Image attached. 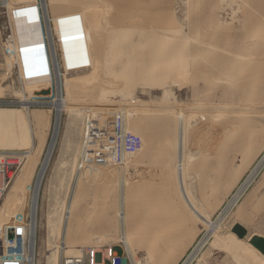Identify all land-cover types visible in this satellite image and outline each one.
<instances>
[{
	"label": "rangeland",
	"instance_id": "rangeland-1",
	"mask_svg": "<svg viewBox=\"0 0 264 264\" xmlns=\"http://www.w3.org/2000/svg\"><path fill=\"white\" fill-rule=\"evenodd\" d=\"M67 1L52 0L57 29L54 22L50 28L52 43L58 35L60 95L74 107L60 110L56 130L58 90L40 0L31 7V19V8L22 0L9 1L14 9H0V25L8 24L13 34L10 46L0 38V110H22L16 137L30 145L0 147L3 156H23L2 186L0 257L6 230L23 222L31 232V195L55 137L36 202L35 243L28 255L33 252L34 264H43L45 254L55 249L61 228L56 214L70 197L74 217L66 243L75 248L69 254L94 247L100 258L111 249L127 259L116 217L122 172L132 183L124 193L136 229L130 263L181 264L204 242L190 264H264V256L249 243L252 235L264 237V0H89L80 9ZM148 7L162 11L164 22L144 16L141 8ZM73 12L83 15L89 29ZM142 29L169 35L172 42H164L167 53L160 60L153 58L157 47L140 37ZM69 62L78 70L67 71ZM111 77L118 82L110 87ZM25 101L30 102L26 110L20 107ZM179 112L188 121L180 130ZM89 113L94 118L88 126ZM119 113L124 131L142 140L137 153L124 155L123 171L114 152L104 154L101 147L114 137ZM179 163L187 197L209 226L183 200ZM76 173L80 181L74 187ZM8 200L12 207H5ZM229 200L234 206L221 215ZM48 217L53 232L44 226ZM212 223L219 233L211 230ZM235 223L247 230L237 242L228 235ZM216 236L226 239L228 249L210 248Z\"/></svg>",
	"mask_w": 264,
	"mask_h": 264
},
{
	"label": "bare ground",
	"instance_id": "bare-ground-1",
	"mask_svg": "<svg viewBox=\"0 0 264 264\" xmlns=\"http://www.w3.org/2000/svg\"><path fill=\"white\" fill-rule=\"evenodd\" d=\"M22 1H24L25 3H28V5H29V7L31 8L32 6L34 7V8H36L37 7V5H39V4H36V0H22ZM58 4L59 3H61V0H55ZM69 2H70V4H74V5H76L77 6V8L78 9H80L81 8V5H83V4H85V3H89V0H68ZM67 1V2H68ZM120 2L122 1V0H119ZM119 2V3H120ZM52 0H40V6H41V9H42V11H43V13H44V17H45V29H46V32L48 33V35H47V37H48V45H49V48H50V50H51V55L53 56L52 58H53V61H54V68H55V78H56V84H57V90H58V94H57V98L56 99H54V102H53V106H55L56 107V110H57V117H56V121H55V129L54 130H56L57 129V127H58V122H59V112H60V110L61 109H63V108H71L72 109V107H74V105H69L68 104V102L66 101V99H64V98H62L61 97V95H60V78H59V74H58V67H57V64H56V54L55 53H57L56 52V47H55V45H56V41L58 42V35L56 34V36H54V40H55V43H52V41H51V33H52V30H51V28H50V22H54V25L56 26V22H55V18H54V15H53V11H52ZM55 6V5H54ZM154 7V6H153ZM153 7H148V8H141V10H143L144 12H143V15L144 16H148L149 17V15H155V17H156V19L157 20H160L161 22H162V20H164V18H165V15L162 13V11H154L153 10ZM34 8H31V9H29V8H27V10H29L30 12H31V14H32V10L34 9ZM8 9H14V7H13V5L11 4V3H8L7 4V10ZM18 9V8H17ZM17 9H15L16 10V12L18 11H20V10H17ZM22 10L23 9H25V8H21ZM49 10V11H48ZM159 10V9H158ZM95 11H96V9H95ZM94 11V12H95ZM8 12V11H7ZM153 12V13H152ZM25 13H28V12H25ZM74 13V12H73ZM90 13H91V11H90ZM97 13V12H96ZM152 13V14H151ZM11 16V15H10ZM9 16V17H10ZM31 16H33V14L32 15H28L27 16V19H31ZM83 16V15H82ZM81 15H78L77 13H74V17H75V19L77 20V22L80 24V23H82L83 25H85V20L83 21V17H82ZM34 17V16H33ZM96 18V17H95ZM44 19V18H43ZM162 19V20H161ZM38 21V20H37ZM169 21H170V18H169ZM46 22H48L49 23V25L47 24L46 25ZM164 22V21H163ZM162 22V23H163ZM91 24H92V22H91ZM170 24H171V21H170ZM147 25V24H146ZM148 25H149V23H148ZM86 26V25H85ZM87 27V26H86ZM158 27H160V26H158ZM88 29H89V27H87ZM146 28V27H145ZM53 29V28H52ZM56 29H57V26H56ZM91 29V28H90ZM94 29L95 30H97L98 29V27H94ZM149 30V29H148ZM170 30V29H169ZM174 30V29H173ZM152 31H153V29H152ZM152 31L151 32H149V31H147V30H145V29H142L141 30V32H140V37L141 38H144V40L147 42H151L152 44H154L156 47H157V49L156 50H153L152 52H153V58L154 57H157V59L159 58V60L161 59V56H160V54L163 52V51H165L166 53H167V50H163L164 49V47H166V43L168 42H172V41H170L171 39L169 38V35H165V34H156V33H152ZM155 31V30H154ZM153 31V32H154ZM171 31V30H170ZM157 32V31H156ZM57 33V32H56ZM162 33V32H161ZM157 36H158V38H157ZM157 40V41H156ZM164 42H166L165 44H164ZM59 43V42H58ZM57 51H58V49H57ZM16 56V55H15ZM73 56V55H72ZM75 56V55H74ZM149 58H151V53H149ZM76 57V56H75ZM74 58V57H73ZM72 58V59H73ZM69 59V58H68ZM75 60V59H74ZM75 64V63H74ZM74 64L73 63H68V65H66V64H64V66L67 68V71H69V69H72V71H73V69H77L75 66H74ZM17 65V64H16ZM143 65L145 66V61H144V63H143ZM142 65V63H139V66H140V68H141V70H140V72H142V70H143V68H144V66ZM62 66V65H61ZM63 66V67H64ZM60 70V69H59ZM75 70L73 71V72H75ZM78 70V69H77ZM106 70V69H105ZM71 71V70H70ZM79 73V72H78ZM77 73V74H78ZM67 74H68V72H67ZM62 75H64V74H62ZM79 75H81V74H79ZM65 76V75H64ZM68 77V76H67ZM78 77V76H77ZM81 77V76H80ZM79 77V78H80ZM119 78H123V77H120V76H118ZM78 78V79H79ZM145 78V77H144ZM64 79H65V77H64ZM77 79V78H76ZM112 81L110 82V87L111 86H114V85H116L115 83H117L118 81H116L117 79L116 78H114V77H111L110 78ZM22 80V79H21ZM71 80H73V79H71ZM142 80H145V79H142ZM64 83H66V82H64ZM67 84V83H66ZM99 84V83H98ZM118 85V84H117ZM119 85H120V83H119ZM98 86V85H97ZM97 86H96V88H97ZM119 89V91L121 90L120 88H118ZM110 90V89H109ZM111 91V90H110ZM121 92V91H120ZM86 93L87 92H85V95H86ZM91 93V92H90ZM89 94V93H88ZM87 94V95H88ZM121 94V93H120ZM83 95V94H82ZM89 95H91V94H89ZM121 96V95H120ZM92 99V98H91ZM87 100V99H86ZM28 101H30L29 99H28ZM24 104V102H21V104H20V107L21 108H23L24 110H26V109H28V106L30 105V102H27V101H25V104L26 105H23ZM28 105V106H27ZM87 105V104H86ZM129 106V105H128ZM54 107V108H55ZM84 107H86V106H84ZM111 107V106H110ZM115 107V106H114ZM133 107V106H132ZM136 107V106H135ZM78 107H76V109H77ZM81 108V107H80ZM89 108V107H88ZM95 108V107H94ZM74 109V108H73ZM122 109V108H121ZM70 110V109H69ZM86 110H87V108H86ZM110 111H112V110H110ZM124 111V110H123ZM87 112V111H86ZM122 113H124V112H122ZM87 117V116H86ZM94 118V115L93 114H88V117H87V125L89 126L90 125V121L89 120H91V118ZM124 116H123V114H121V113H119V118H120V121H122V123L123 124H121V126H122V129L124 130V127H125V124H124V118H123ZM23 119H24V115H23V113H22V110L20 109V108H18V109H13V110H10V109H7V110H4V111H1L0 110V147L1 148H4V147H9L10 148V146H16V147H18V148H23V147H26V145H28L27 144V139L25 140V138H18V137H16V133L19 131V130H17L16 129V124L17 123H22V121H23ZM98 119V118H97ZM177 121H178V125H179V130H180V128H182V126L184 125V123L185 122H188V121H184L185 120V118H184V115H183V113H181V112H179L178 113V117H177ZM93 120V119H92ZM20 121V122H19ZM94 121V120H93ZM97 121V120H96ZM99 121V120H98ZM111 121V120H110ZM112 121H114V119H112ZM92 122V121H91ZM98 123V122H97ZM99 124V123H98ZM108 124V123H107ZM24 126V125H23ZM97 126V125H96ZM131 126H132V124H131ZM20 128V127H19ZM107 128V127H106ZM113 128V127H112ZM22 129V128H21ZM126 129V128H125ZM110 130V129H109ZM31 131V130H30ZM127 131V130H126ZM129 131V130H128ZM178 131V130H177ZM55 132V131H54ZM124 133V132H123ZM135 133L136 132H134V133H132V134H134L135 135ZM138 133V132H137ZM180 133H181V131H180ZM87 137H89V131H87ZM113 134V133H112ZM23 135H25V137H27L26 135H27V132L24 130L23 131ZM137 135V134H136ZM54 136H55V134H54ZM112 136V135H111ZM138 136V135H137ZM177 136H178V133H177ZM21 137V136H20ZM109 137H110V135H109ZM85 140H87V138L85 139ZM178 140V139H177ZM54 141H55V137H53V140H52V143H51V146H50V148H48L49 150H48V152H47V155H46V157H45V159H44V162H43V164H42V167H41V170H40V173H39V175H38V177H37V179H36V183H35V186H34V189H33V193H32V195H31V203H32V212H31V235H30V250L32 249L31 248V246H32V244L33 243H35L34 242V228H35V226H36V202H37V198H38V193H39V189H40V186H41V182H42V179H43V175H44V169H45V166H46V164L48 163V160H49V158L51 157V154H52V149H53V144H54ZM29 143V142H28ZM177 143H178V149H179V154H177L178 155V162H182V153L180 152L181 151V146H183L182 145V139H180V137H179V141H177ZM86 144V143H85ZM30 145H28V147H29ZM85 147V146H84ZM83 147V148H84ZM28 149V148H27ZM177 149V150H178ZM82 150V149H81ZM84 152H85V148H84V151H83V153L81 154V159L84 157ZM88 153V152H87ZM137 153V152H136ZM13 154V153H12ZM22 154V153H21ZM20 154V155H21ZM24 154H26L25 152H24ZM3 156L4 154H3V152H0V156ZM18 155V154H17ZM10 156H12L11 158H15V159H11L9 162H8V167H9V170L10 171H14L17 167H19V164L21 163V160H22V158H23V156H13V155H10ZM86 156H87V154H86ZM82 161V160H81ZM125 161H126V158L124 157V154L122 155V158L119 160V165L121 166V169H122V171H123V169H125V166H126V163H125ZM179 163V165H175L176 167H178V169H177V177H178V181H179V188H180V192H181V195H182V197H183V200H184V202H185V204H186V206L187 207H189L190 208V210L192 211V213L194 214V215H196V217H198V218H202L207 224H208V226H209V222L210 221H208V219H206V218H204L203 217V215H202V213H201V211L198 209V207H196V205H194L189 199H188V195L186 194V192H185V190H184V187H183V185L184 184H182L183 182H182V177H183V171H182V168L180 167V164ZM260 163V162H259ZM261 163H264V159L262 160V162ZM93 165V164H92ZM183 165V164H182ZM181 165V166H182ZM184 166V165H183ZM80 167V166H79ZM100 167V166H99ZM259 167V166H258ZM257 167V168H258ZM262 167V166H261ZM260 167V168H261ZM79 169V168H78ZM76 171L78 172V170L76 169ZM87 171H88V169H87ZM256 171V170H255ZM12 173V172H11ZM10 173V174H11ZM14 173V172H13ZM12 173V174H13ZM168 174V173H167ZM125 174H124V172H122L121 173V175L119 176V186H120V194H119V204H118V211H117V213H116V217H117V223H118V228H119V233H120V236H119V240L121 241V243H122V245H123V247H124V250L128 253V257H129V259H130V262H132V263H134V260L132 259V254H131V244H132V239H133V237L135 236V232H136V229H135V227H134V220H132V221H130V219H129V217L131 216V218L133 217L132 216V212L129 210V208H128V205L126 206V203H125V191H127V189H129L130 188V186H131V180L128 178V177H125L124 176ZM167 176V175H166ZM111 177V176H110ZM254 179V178H253ZM80 181V176H79V173H76V175H74V177H73V186L75 187L76 186V184H78V182ZM176 181V180H175ZM178 181H176V182H178ZM1 182H2V180H0V186H1ZM14 183V182H13ZM162 184V183H161ZM165 184H163V186H164ZM13 186V185H12ZM73 187V188H74ZM152 187V186H151ZM145 188V187H144ZM176 188H177V186H176ZM242 188V187H241ZM245 189V188H244ZM177 190V189H176ZM130 192H131V190H130ZM168 193V192H167ZM236 193V192H235ZM168 195V194H167ZM169 196V195H168ZM236 196V195H235ZM234 196V197H235ZM233 197V198H234ZM238 197H240V196H238ZM235 199V198H234ZM230 200H231V198H230ZM229 200V202L227 203V205H225L224 206V208L222 209V213H221V215L223 214V215H225L226 213H227V211L232 207V206H234V202L233 201H230ZM231 203H234L233 205H231L230 207H229V205L231 204ZM6 206L5 207H7V206H9V207H12L13 205H12V201H10V200H8L7 201V203L5 204ZM2 207V206H1ZM10 210V209H9ZM73 210H74V205H73V200H72V198L70 197V198H68V200H67V202H66V204L64 205V207L62 208V210L59 212V214H56L57 216V218H58V224H60L61 223V228L58 230V232H59V239H58V243H57V245L55 246V249H50L51 250V253H49V254H45V261L43 262V264L45 263V264H52V263H56V261H58V264H61L60 262H61V259H62V257L63 256H66L65 254H69V252L71 251L72 252V250H70V248L71 249H73V248H75V246H71V245H69L68 244V242L66 243V240H67V232H68V229H69V227H70V224L73 222V217H74V215H73ZM221 212V211H220ZM229 212V211H228ZM219 215V214H218ZM227 215V214H226ZM222 218H224V217H222ZM218 220V219H217ZM136 221V220H135ZM137 222V221H136ZM135 222V223H136ZM215 222V221H214ZM214 223H212L211 225H210V228L212 227V231L214 232V234H216V233H219L218 231H217V227L215 226V225H213ZM218 224V223H217ZM240 224V223H239ZM219 225V224H218ZM44 226L46 227V228H48L49 230H52L51 232H53V228L52 227H54L55 226V224H54V221H52L49 217L47 218V219H45V222H44ZM30 228V227H29ZM51 228V229H50ZM56 228V227H55ZM208 229H209V227H208ZM211 230H207V232L206 233H208V231H211ZM211 233V232H210ZM228 233H230V234H228L229 235V238H231V240H236V242L237 241H241V239H238L232 232H228ZM213 233H211V235H212ZM224 234V233H223ZM210 235V236H211ZM236 237V239H234L235 237ZM103 239V238H102ZM202 240V239H201ZM107 241H109V240H107ZM97 242H99V240L97 241ZM96 242V243H97ZM136 242V241H135ZM233 242V241H232ZM47 243H48V241H47ZM203 243L204 242H201V243H198L195 247H194V249H193V251L191 252V254H189L184 260H183V262L181 263V264H190L193 260H194V258H195V256H196V252H197V250H199L200 249V247L201 246H203ZM205 243H206V241H205ZM225 243H227L226 242V239L225 238H222L221 236H216V238H214L212 241H211V243H210V248L211 247H222V249H228L227 247H226V244ZM229 243H230V241H229ZM228 244V243H227ZM51 245V244H50ZM50 245H48L47 244V247H49ZM81 246V245H80ZM234 246V245H233ZM237 246V245H236ZM229 247H230V245H229ZM232 247V246H231ZM230 247V248H231ZM54 248V247H53ZM69 248V249H68ZM79 248V247H78ZM233 248V247H232ZM244 248V247H243ZM236 249V248H235ZM76 250V249H75ZM99 250V249H98ZM239 250H242V249H239ZM238 250V251H239ZM244 250V249H243ZM79 251V253H81V251L82 250H78ZM228 251V250H227ZM232 251V250H231ZM246 251V250H245ZM77 252V251H76ZM78 253V254H79ZM33 254V252H30V257H29V262H28V264H34L35 263V257H34V255H32ZM73 254V253H72ZM238 254V253H237ZM243 254V253H242ZM70 255V254H69ZM69 255H67V256H69ZM76 255H77V253H76ZM241 255V254H240ZM254 255V254H253ZM44 256V255H43ZM70 256H72V255H70ZM237 256V255H236ZM251 258V257H250ZM256 258V257H255ZM203 260V259H202ZM40 261V260H39ZM39 263H42V262H38V264ZM132 263H130V264H132ZM260 263V262H259ZM261 264V263H260Z\"/></svg>",
	"mask_w": 264,
	"mask_h": 264
},
{
	"label": "built area",
	"instance_id": "built-area-1",
	"mask_svg": "<svg viewBox=\"0 0 264 264\" xmlns=\"http://www.w3.org/2000/svg\"><path fill=\"white\" fill-rule=\"evenodd\" d=\"M10 0H0V9L7 8V4ZM42 12V10H41ZM43 13V12H42ZM48 33L46 32L45 37L48 47ZM46 51V48H45ZM119 116H117L115 121V131L114 137L108 143L102 144L104 154H109L113 151L114 155L120 160L122 155H131L138 152L142 146V140L139 136L134 135L130 132L124 131L122 129ZM125 132V133H123ZM100 147V148H101ZM12 156H0V195L2 193V186H4V181H8L13 176V171L9 170L8 162ZM12 172V173H11ZM11 173V174H10ZM6 230L4 245L5 253L0 257V264H24L25 258H28L30 251V229L28 224L19 222L11 227L10 231ZM29 239L27 240V236ZM27 261V260H26ZM25 261V262H26ZM61 264H130V259L121 256L114 252L113 250H107L104 257L100 258L98 251L94 247H85L82 249L81 253L72 256H63L61 259Z\"/></svg>",
	"mask_w": 264,
	"mask_h": 264
},
{
	"label": "water",
	"instance_id": "water-1",
	"mask_svg": "<svg viewBox=\"0 0 264 264\" xmlns=\"http://www.w3.org/2000/svg\"><path fill=\"white\" fill-rule=\"evenodd\" d=\"M49 92L47 90H42L41 94L45 95ZM230 232H232L238 239H243L247 235V230L239 223H235ZM249 243L264 256V237L259 235H252L250 237Z\"/></svg>",
	"mask_w": 264,
	"mask_h": 264
},
{
	"label": "flooded vegetation",
	"instance_id": "flooded-vegetation-1",
	"mask_svg": "<svg viewBox=\"0 0 264 264\" xmlns=\"http://www.w3.org/2000/svg\"><path fill=\"white\" fill-rule=\"evenodd\" d=\"M0 38L4 42L7 41V43L9 44V46L12 44L13 34L10 31V28H9L8 24H6V25H0Z\"/></svg>",
	"mask_w": 264,
	"mask_h": 264
}]
</instances>
